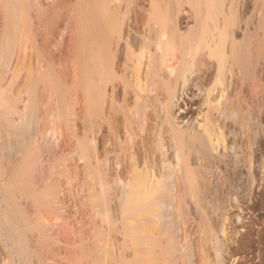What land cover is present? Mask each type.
<instances>
[{"label": "bare ground", "instance_id": "1", "mask_svg": "<svg viewBox=\"0 0 264 264\" xmlns=\"http://www.w3.org/2000/svg\"><path fill=\"white\" fill-rule=\"evenodd\" d=\"M142 1L0 0V264H264V0Z\"/></svg>", "mask_w": 264, "mask_h": 264}, {"label": "rangeland", "instance_id": "2", "mask_svg": "<svg viewBox=\"0 0 264 264\" xmlns=\"http://www.w3.org/2000/svg\"><path fill=\"white\" fill-rule=\"evenodd\" d=\"M45 1L46 0H40V3L41 4H43V2L45 3ZM62 2V1H61ZM65 2V3H64ZM67 1H63L60 5H58V4H56V5H53V8H51L50 10H52V11H50V15L51 14H53L50 18L52 19V22L50 23L51 25H49L48 27L47 26H43L44 24H42V28H44V30L46 29V32H47V34H48V39H50L51 41H53L54 40V38H53V36H52V30H54V21L56 20H58V22L59 23H61V20H62V22H63V20L65 19L64 17H66V13L68 14V10H69V6H68V4H69V2L68 3H66ZM135 4H134V6H132V4L130 5V6H125L124 8L125 9H123V11H125L127 14H126V18L128 17V21H129V24H130V29H132L133 31H135L136 32V34L139 36V37H141L142 35H145L146 33H147V30H148V28H147V26L145 27V25L146 24H144L145 22L143 21V13H142V10H141V8H142V5H143V1L142 0H138V2L136 3V2H134ZM66 6H65V5ZM54 6H56V7H54ZM63 6V7H62ZM59 7V8H58ZM60 7H62V8H60ZM67 7V8H66ZM130 7H131V9H133V10H131L130 9ZM136 7V8H135ZM3 6H2V3L0 2V30L2 29L1 27H3L4 26V24H3V22H4V11H3ZM55 8H56V10H55ZM60 9V10H59ZM62 9V10H61ZM55 11V12H54ZM67 11V12H66ZM64 12V13H63ZM66 12V13H65ZM60 13V14H59ZM133 16V17H132ZM139 16V17H138ZM142 16V17H141ZM135 17V18H134ZM249 17V18H248ZM248 19L250 20V17H251V15H248ZM246 18V19H247ZM60 19V20H59ZM133 19H134V21H136L135 23H134V21H133ZM248 19H247V21H248ZM130 20H132V21H130ZM140 20V21H139ZM55 21V22H56ZM143 21V22H142ZM57 22V23H58ZM56 24V23H55ZM133 24H135L134 25V29H133ZM138 25V26H137ZM52 27V28H51ZM52 29V30H51ZM139 29V30H138ZM142 32V33H141ZM145 33V34H144ZM63 43H62V47L65 49V52H66V55H65V58H69V49H68V44H67V38H68V34H67V31H64V33H63ZM66 36V37H65ZM53 39V40H52ZM65 40V41H64ZM66 42V43H65ZM4 45H2V47H3V51H4V54H5V57H6V55L8 56V58H4L5 59V61H4V65H5V67H3L5 70L3 71V72H5L6 71V69H7V67H8V65L10 64V59H11V53H9L8 51H7V46L5 45V43H3ZM4 46H6V47H4ZM67 48V49H66ZM68 51V52H67ZM8 52V53H7ZM52 52V53H51ZM47 54H46V58H49L48 60L51 62V63H53L56 59H55V57H56V55H57V51H54V50H52V51H47L46 52ZM68 53V54H67ZM67 56V57H66ZM10 58V59H9ZM64 58V61H67L66 59ZM55 59V60H54ZM7 61H9V62H7ZM251 68L252 67H250V70H251ZM252 71H253V68H252ZM251 71V72H252ZM4 73H2V75H3ZM248 75H250L249 76V78H246L245 79V81L246 80H248L247 82L248 83H246V84H248V85H250V84H252V85H254V86H252V85H250L249 87H248V91H246V92H244V94L243 93H241V94H238L237 95V97H235L233 100V103L234 104H232L233 106L232 107H234V110L235 109H237L238 110V118L240 119L239 120V122L240 123H243L241 120H242V116H248V114H249V116L247 117V121H246V124L249 122V125H247V129H249V131H247V132H249L247 135L246 134H242V132H244V130H245V128H246V126L244 125V123H243V125L245 126V128L243 129V131L241 130V125L240 124H238V132H240V138L241 139H243V141H242V145L237 149V151L238 152H241L240 154H243V156H245L247 159H248V157L250 158V156H249V154L253 151V148L255 147V145H254V140H255V135L256 134H258V128H259V126L258 125H260V123H259V121H258V115H259V113H261V111L262 112H264V98L262 99V95H261V93H259V91L260 90H257L258 88H256V86L259 84L258 83V79L257 78H255V77H252V75H251V73H247V74H245V76H243V78H245V77H248ZM252 78V79H251ZM249 79H251V80H249ZM254 79H256V80H254ZM253 81V82H252ZM3 82H4V80H3ZM251 82V83H250ZM257 82V83H256ZM6 85H8V83L6 84ZM254 87V88H253ZM7 88H9L10 89V87H7ZM255 88H256V90H255ZM250 89V90H249ZM9 91V90H8ZM257 92V93H256ZM241 95V96H240ZM261 95V96H260ZM253 99H254V101H253ZM236 100V101H235ZM248 102V103H247ZM236 103V104H235ZM244 103H246V104H244ZM241 104V105H240ZM258 104V105H257ZM240 106V108L239 107H237V106ZM247 105V106H246ZM262 105V106H261ZM245 106L247 107V109H244L245 108ZM261 106V107H260ZM237 107V108H236ZM242 107H243V109H242ZM254 107V108H253ZM256 107V108H255ZM255 109H257V110H255ZM262 109V110H261ZM242 110H243V112H242ZM247 110V111H246ZM249 111V112H248ZM260 111V112H259ZM247 112V113H246ZM243 113V114H242ZM258 113V114H257ZM251 114H252V116H251ZM250 116L252 117L251 119H250ZM254 119V120H253ZM251 122H250V121ZM253 120V121H252ZM254 122V123H253ZM257 122V123H256ZM257 124V125H256ZM263 126V125H262ZM254 127V128H253ZM257 127V128H256ZM253 131V132H252ZM254 132H256V134L254 133ZM251 134H254V135H251ZM155 136L156 135H154L153 136V138H154V141H153V144L155 143V140H156V138H155ZM247 136V137H246ZM247 138V139H245V138ZM251 137V138H250ZM254 137V139H252ZM248 138H249V140H248ZM247 141V142H246ZM252 144H251V143ZM245 143V144H244ZM249 144V146H247L248 144ZM243 145H244V147H243ZM249 147H250V150H249ZM247 156H246V155ZM243 177H246V174H244L243 175ZM183 203H181V206H180V208L181 209H185V204H183ZM188 220H189V222H195V223H199L198 222V220H195V221H193L192 220V217L191 216H188ZM192 220V221H191ZM43 233L44 234H47V233H51L50 231H48V229L46 230V229H44L43 230ZM62 233V237L63 238H67V241L69 240L68 239V236L65 234L64 235V232H62V230H59L58 231V229H55V230H53V232H52V236H54V238H56V237H58V236H61L60 234ZM55 234V235H54ZM203 233H200L199 235H198V238H197V245H199L198 247H197V251H199V253L197 252V255L199 256V257H201V256H204V255H206L207 254V252H208V246L206 247V242L204 241L205 240V235H202ZM203 241H202V240ZM188 241H190V240H188ZM68 242H70L71 243V240H69ZM204 244V245H203ZM205 247V248H204ZM57 249V247H53L52 248V250H56ZM201 250V251H200ZM207 251V252H206ZM201 252V253H200ZM211 254H213V255H215L214 254V252L212 251L211 252ZM205 261L206 260H203L202 262L203 263H205ZM184 262L185 263H187V260L185 259L184 260Z\"/></svg>", "mask_w": 264, "mask_h": 264}]
</instances>
